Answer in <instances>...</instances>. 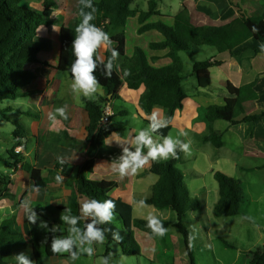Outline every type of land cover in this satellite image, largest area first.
<instances>
[{
  "label": "crops",
  "instance_id": "obj_1",
  "mask_svg": "<svg viewBox=\"0 0 264 264\" xmlns=\"http://www.w3.org/2000/svg\"><path fill=\"white\" fill-rule=\"evenodd\" d=\"M40 1L43 7L42 0ZM96 1L93 0V4ZM136 1L131 4L132 9L139 12L148 10L150 0H148L147 9L135 7ZM56 2L58 7L53 13L54 24L50 27H42L39 33L40 39L46 41L48 47L39 53L38 61L28 65V68L36 74L35 79L24 88L25 96L10 99L4 104L11 108L8 113L11 119L4 115L2 117L14 125L12 137L4 136L1 127L4 121H0V176L6 175L9 179L7 187L0 191V226L5 220H10L27 239L25 246L14 250L7 264H17L15 255L21 252L27 254L36 264L35 240L38 241V249L43 255L44 264H99L100 258L105 257L107 250L105 240L103 244L93 245L95 253L91 257L85 254L73 261L67 255L68 253L48 256L45 253V247L49 230L38 227L39 221L35 225L31 224L25 209V203L29 202L31 207L40 214V218L47 221L49 228L53 225L60 232L59 236H67L68 225L61 221V213L65 209L71 212V208L74 207H78L80 211V204L84 200H89L88 197L78 193L75 187L81 167L91 158L86 152L91 123L87 104L89 99L82 95L77 97L72 93L70 88L72 73L59 68L62 57L61 30L63 27H74L80 23L81 6L79 0H56ZM166 2L167 0H159L160 13L150 16L144 23L140 22V13L127 19L125 54L119 55L116 61L118 66L125 62L126 57L134 54L136 47L144 49L155 67L165 68L173 63L172 57L167 53L168 49L151 46L152 43L163 41L164 36L157 29L141 32L140 28L144 24L163 21L174 25L175 20L179 19L195 26L221 25L241 15L248 17L264 11V0H168V3ZM254 27L257 31H253L251 27L253 34L233 50L220 52L215 47L203 46L195 52H180L185 66L182 84L188 96L184 100L183 108L175 112L169 133L177 137L183 132L185 135L180 136V139L190 142L191 155L185 156L182 152L177 163L184 174L189 193L203 200L212 199L211 208L214 210L220 200V187L215 173L224 172L241 182L244 194L240 213L235 216L221 217L242 216L244 221L252 224L256 223L255 219L245 213L244 201H247L249 206L253 204L254 209L264 212L262 184L264 182V118L243 120L245 116L264 112V41L257 37L259 27ZM107 51H104L105 60ZM201 59H210L213 62L210 68L212 82L208 87H200L193 72L194 63ZM229 83L236 87L254 84L258 97L244 102V112L239 114L238 122L231 123L225 119H216L213 122L214 129L221 134L224 142L221 147H218L206 139L209 122L205 116V109L213 105H225L226 99L232 96L227 88ZM101 89L102 94L98 93L91 101L99 102L102 109L107 102H110L114 110L112 124L124 129L125 133L121 135L114 131L104 137V141L107 139L112 143L106 146L103 141V144L99 146L93 157L94 170L87 173V177L93 180L106 179L118 182L119 185L110 192V195L130 203L133 206L135 218L148 219L143 213L139 217L136 216L137 207H144L143 211L149 209L153 216L172 222L166 234L158 239L135 228V236L142 248L141 256H144L143 260H151L155 264L156 259L164 252L172 250L173 261L165 264H190L183 235L175 225L178 221L177 213L172 209H159L143 201L152 195L153 186L159 180V175L150 171L152 161L137 174L125 177H121L113 169L112 163L122 153V148L116 141L130 138L138 131L147 128L149 125L147 120H150L153 112L164 119V106L155 104L151 113H147L141 107L140 99L146 90L145 85L134 89L124 83L116 97H113L102 85ZM64 106H67L68 119L65 120L56 114L55 122H53L49 118V113H55L57 108ZM17 129L22 132V135L15 134ZM153 135L162 142L163 137L155 133ZM18 146L23 147V153L11 154L12 150ZM143 151L147 153L148 149L145 148ZM58 157H63L66 164L57 167ZM24 164L42 170L43 177L47 180L44 187L37 186L30 172L24 168ZM209 174L217 182L212 188L207 184ZM247 174H258L252 176L255 177V185L257 184L252 189V193H250L251 189L247 192L244 186ZM57 175L64 178L62 183H57ZM144 203L154 208H146ZM201 212L202 204L199 210L189 212L184 221L188 216L198 221L202 218ZM262 215L264 216V213ZM83 221L86 223L85 220ZM202 226L210 243L214 242V236H216L223 244L224 249L219 253L213 250L214 247L209 246L214 251L216 264H253L252 252L264 246V224L261 227L262 231H259L257 242L242 250L234 243H230V239H226L229 234L225 223L219 226L215 223H203ZM200 227L201 225L197 226L199 234ZM171 228L177 232V236L173 238L174 242H171L169 238ZM196 239L197 237L193 235V242ZM162 241L166 243L165 247ZM113 251L120 253L115 248ZM121 257L125 256L121 255Z\"/></svg>",
  "mask_w": 264,
  "mask_h": 264
},
{
  "label": "trees",
  "instance_id": "obj_2",
  "mask_svg": "<svg viewBox=\"0 0 264 264\" xmlns=\"http://www.w3.org/2000/svg\"><path fill=\"white\" fill-rule=\"evenodd\" d=\"M25 1L0 0V114L8 119H11L8 114L11 108L4 104L7 100L25 96L24 88L35 79L36 74L28 68V65L38 61L39 53L48 47V43L39 37L40 29L54 24L53 13L54 9L58 7L56 0H42L43 8L40 9L25 3ZM134 1L97 0L94 4L97 12L92 23L109 34L113 42L112 47L116 48L121 55L125 54L127 19L140 13V22L144 23L150 16L160 13L158 9L159 0H150L148 10L140 12L131 8ZM76 26L63 27L61 30L62 57L59 68L70 73L71 64L76 59L72 50ZM254 26L259 27L258 39L264 41V11L248 17L241 15L221 25L195 26L179 19L175 20L174 25H169L163 21L147 23L141 26L140 31L157 29L164 36V40L152 43L151 46L168 49L167 53L172 57L173 63L165 68L155 67L151 64L144 49L136 47L134 54L126 57L125 62L119 66L118 72L114 68L111 78H106L101 68L96 70L95 75L100 81V85L105 87L113 97L118 95L124 83L134 89L145 85L146 90L141 96L140 105L147 113H151L155 104L164 106V119H168L170 122L168 127L161 129L159 133H155L164 137L169 135L175 112L183 108L184 100L188 96L182 84L185 66L180 52H195L203 46L215 47L220 52L233 50L253 34L251 27ZM110 56L111 51L108 50L107 58ZM212 66L213 62L210 59H201L194 63L193 72L200 87L211 85L210 68ZM227 88L232 96L226 99L225 105H213L205 109V116L209 122L206 139L218 147H221L224 142L221 134L214 129L213 122L216 119H225L231 123L238 122L239 114L244 112V102L258 97L254 84L236 87L229 83ZM87 104L91 123L86 152L91 158L81 167L75 181V187L78 193L89 199L95 198L100 201L112 199L116 204L113 223L101 227L119 230L122 239L116 241L112 238L111 232H106L107 250L104 256L111 255L113 244L119 248L121 255L141 256L142 248L135 236V228L146 232L152 238L158 239L161 236L154 234L147 226L148 219L134 217L133 206L130 203L110 195V192L119 185L118 182L106 179L93 180L87 177V173L94 170L93 157L99 146L103 144L104 137L114 131L122 135L125 130L112 123L106 130H102L99 127V121L103 115L102 106L99 102L91 100H88ZM261 118H264V112L245 116L243 120L251 121ZM149 121L147 120L148 123ZM15 134L22 135V132L17 129ZM12 153L18 155L15 150H12ZM181 153H178V158L159 162L152 161L150 171L158 174L159 180L153 186L152 195L143 201L159 209H172L177 213L178 222L176 226L183 235L190 264H198L193 252V235L185 225L184 218L189 212L199 210L201 202L198 198L190 195L184 181V174L177 167ZM65 164L66 162L61 164L58 161L56 166ZM24 168L30 172L38 187L46 185L47 180L43 177L41 169L26 164H24ZM215 178L220 187V200L215 206V215L221 217L239 214L244 194L241 182L221 171L215 173ZM8 183V177L1 175L0 191H3ZM71 214L78 216L80 214L78 207L71 208ZM160 220L166 229L172 223L169 220ZM84 225L85 222L80 220L78 226L83 227ZM52 228L55 227L51 225L49 228L45 253L48 256H57L59 254L53 253L51 250V240L54 235L59 237L60 232L56 228V231L52 232ZM36 241L34 242L36 264H44L43 255L40 253ZM26 244L25 235L17 230L10 220H5L0 226V264L9 263V258L13 255L14 250ZM252 263L264 264V246L252 252ZM134 264H153V262L150 260L147 263Z\"/></svg>",
  "mask_w": 264,
  "mask_h": 264
},
{
  "label": "clouds",
  "instance_id": "obj_3",
  "mask_svg": "<svg viewBox=\"0 0 264 264\" xmlns=\"http://www.w3.org/2000/svg\"><path fill=\"white\" fill-rule=\"evenodd\" d=\"M80 23L75 28V39L72 43V50L76 57L71 64L72 82L70 88L72 93L79 97L83 96L89 100L94 99L98 94H102L100 81L95 72L101 68L106 78H111L114 68L119 71V66L115 61L119 58V51L112 47V40L107 32L98 27L92 21L96 18L97 8L93 0H79ZM253 31H257L253 27ZM110 50L111 56L105 60L104 51ZM128 74L127 72L125 73ZM58 114L63 119H68L67 106L57 108L55 113H49V118L55 122V116ZM168 119L159 118L158 113L153 112L147 128L138 131L134 136L117 140V144L122 148L121 155L113 160V169L121 177L137 174L150 161L159 162L169 158H178V153L183 152L185 156L191 155L190 142L180 139L185 133L181 132L179 136H164L162 142L159 138H154V133H159L161 129L168 127ZM106 146H110L112 141L105 139ZM147 148L145 153L143 150ZM61 164L66 161L63 157H58ZM63 177L56 176L57 183L63 182ZM116 204L114 200L107 199L100 201L98 199L84 200L80 204V214L72 215L70 210L65 209L61 213V221L68 225L67 236H53L51 240V250L53 253H68L71 260H77L81 255L93 256L95 248L93 245L103 244L106 240V232H111L112 238L116 241L122 239L119 230L101 227L110 225L115 219ZM28 221L31 224H37L41 229L49 230L47 221L40 218L30 205L25 203ZM85 220L84 227H80V220ZM147 226L152 232L163 237L167 229L162 221L150 215ZM52 232L56 229L52 228ZM17 264H35V261L23 252L15 255ZM111 255L100 258L99 264H110Z\"/></svg>",
  "mask_w": 264,
  "mask_h": 264
},
{
  "label": "rangeland",
  "instance_id": "obj_4",
  "mask_svg": "<svg viewBox=\"0 0 264 264\" xmlns=\"http://www.w3.org/2000/svg\"><path fill=\"white\" fill-rule=\"evenodd\" d=\"M64 1H66V0H64ZM25 3L32 4L37 8H43V7H41V1L40 0H26ZM166 3H168V0ZM147 5H148V0H137L135 3V7L138 6L140 9H147ZM1 120L4 121L3 126H1V124H0V126L2 127V130H3L4 136L5 137H12L13 136L12 129L14 128V125L10 121H5L2 117V115H0V121ZM173 137H175V136L173 135ZM3 141H4V139H3ZM255 175H258V174H247L246 175L247 178L245 179L244 186H245V189L247 190V192H250V189H251L250 193H252V189H254L255 186L257 185V184L255 185V182H254L255 177H252ZM207 180H208L207 181L208 186H210L212 188L216 182L215 178L211 174H209V175H207ZM250 181H253V182H250ZM262 184L264 186V182ZM208 193H210V192H208ZM190 195L192 197L198 198L202 204V212H201L202 218L201 219L199 218V220L197 221L196 219H192V216H190V218H188L189 217L188 216L186 218L187 220L184 221L185 225L188 227L191 234L194 235L195 237H197V239L194 242L192 240V244H193L194 256H195V258L199 264H216L215 263L216 258H215V254H214L213 250H215V251H217V253H219L221 250L224 249L223 244L220 242L219 239L216 238V236H214L215 240L213 243L209 242V240L207 238L208 235L202 226L203 223H205V224L206 223H209V224L215 223L216 226H219L222 223H225V226L228 228L227 232L229 234V236L226 239H230V243H234L235 245H237V247L240 250L245 249L246 247H248L252 243L257 242V238L259 237V233H260L259 231H262L261 227L264 224V216L262 215V213H264L263 211L254 209L255 207L253 204L249 206L248 202L244 201V205H246L245 206V208H246L245 213L250 214L255 219L256 223L252 224L248 221H244L242 216H240V217L239 216L238 217H217L214 214L213 208H211L212 199L210 201H209V199L203 200L202 198L198 197L197 195H194V196H193V194H190ZM212 198H213V196H212ZM242 201H243V197H242ZM143 205L146 206V208H154L153 206L145 204V203ZM143 208L137 207L136 216H138V217L141 216V213H143L145 215V218H148L150 215L153 216L152 211H150L149 209H146L145 211H143ZM197 214H199V213H197ZM197 214H196V216L198 218L199 216ZM175 225H176V223H175ZM200 225H201V227H200L201 233L199 234L197 226H200ZM176 234H177L176 230L174 228H171V235H169L171 242H174L173 238L175 236H177ZM139 237L141 238L140 234H139ZM201 239H202V241H201ZM37 243H38V241H37ZM162 243L165 247L166 243L163 241H162ZM210 245L212 247H214L213 250L209 247ZM113 248H115L116 251L118 250V252H119V248L116 245L113 244L112 250H113ZM228 250H236V249H228ZM112 252H113V255L111 256V262L110 263H114V264H134V263H139V262L140 263H147L148 261H150V260H143L144 256L142 257V256L123 255L125 257H121L120 253H117L114 251H112ZM186 254H188V253H186ZM173 255H174V253L172 250H170L169 252H164L161 257L156 259L155 264H165L166 262H171V261H173L172 260ZM124 259H126V260H124ZM219 264H221V263H219Z\"/></svg>",
  "mask_w": 264,
  "mask_h": 264
},
{
  "label": "built area",
  "instance_id": "obj_5",
  "mask_svg": "<svg viewBox=\"0 0 264 264\" xmlns=\"http://www.w3.org/2000/svg\"><path fill=\"white\" fill-rule=\"evenodd\" d=\"M114 115V110H113V106L110 102H107L103 108V115L99 121V127L102 130H106L109 125H111L112 123V117ZM16 153L20 154L23 153V147L22 146H18L15 148Z\"/></svg>",
  "mask_w": 264,
  "mask_h": 264
}]
</instances>
